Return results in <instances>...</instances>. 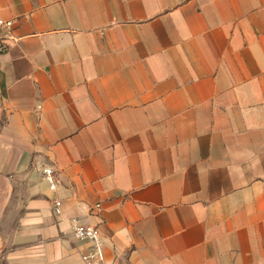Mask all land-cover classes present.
<instances>
[{"label": "crops", "instance_id": "0c3cea01", "mask_svg": "<svg viewBox=\"0 0 264 264\" xmlns=\"http://www.w3.org/2000/svg\"><path fill=\"white\" fill-rule=\"evenodd\" d=\"M0 19V264H84L75 222L105 264H264V0H0Z\"/></svg>", "mask_w": 264, "mask_h": 264}, {"label": "built area", "instance_id": "2783aa9c", "mask_svg": "<svg viewBox=\"0 0 264 264\" xmlns=\"http://www.w3.org/2000/svg\"><path fill=\"white\" fill-rule=\"evenodd\" d=\"M13 26L12 21H6L0 19V30L11 29ZM4 48L0 47V69H1V57ZM43 177L47 182L49 189L55 191L58 185V179L56 172L53 168H45L43 170ZM99 209V206H97ZM54 210L58 214L61 212V201L56 200L54 202ZM73 234L80 241H87L91 243V247L87 252L81 256V260L84 264H105L103 256L104 242L101 237V231L98 227L82 225L77 222L73 225Z\"/></svg>", "mask_w": 264, "mask_h": 264}]
</instances>
